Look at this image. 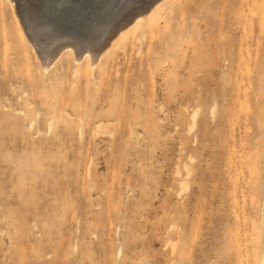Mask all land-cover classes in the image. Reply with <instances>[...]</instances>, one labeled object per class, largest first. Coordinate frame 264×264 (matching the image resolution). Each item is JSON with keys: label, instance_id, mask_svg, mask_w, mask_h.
Segmentation results:
<instances>
[{"label": "rangeland", "instance_id": "rangeland-1", "mask_svg": "<svg viewBox=\"0 0 264 264\" xmlns=\"http://www.w3.org/2000/svg\"><path fill=\"white\" fill-rule=\"evenodd\" d=\"M263 257L264 0H0V264Z\"/></svg>", "mask_w": 264, "mask_h": 264}, {"label": "bare ground", "instance_id": "bare-ground-1", "mask_svg": "<svg viewBox=\"0 0 264 264\" xmlns=\"http://www.w3.org/2000/svg\"><path fill=\"white\" fill-rule=\"evenodd\" d=\"M159 3V2H158ZM157 4V3H156ZM148 6V5H147ZM153 6V5H152ZM151 6V7H152ZM155 6V5H154ZM150 9V7H149ZM148 9V10H149ZM153 7L149 10V11H153ZM148 12V11H147ZM131 16V15H130ZM145 18V14L142 12V13H139L135 16L134 18V21H135V24L139 23L142 19ZM131 19V18H129ZM128 21V20H127ZM70 23V22H69ZM127 23V22H125ZM74 25V24H73ZM119 25V24H117ZM121 25V24H120ZM124 25V24H123ZM134 25V24H133ZM69 27V26H68ZM118 27V26H117ZM123 27V26H122ZM127 27H129V24L124 26L122 28V30H125L127 29ZM121 28V26H120ZM118 28V29H120ZM114 29V28H113ZM116 29V33L118 32ZM121 30V29H120ZM123 31H121L122 33ZM113 33H114V30H113ZM112 33V34H113ZM115 33V34H116ZM120 33V32H119ZM110 34V33H109ZM118 35V33H117ZM111 36H114V35H111ZM116 36V35H115ZM114 36V38H115ZM112 37H110V40H111ZM113 40V39H112ZM111 40V42H112ZM115 40V39H114ZM107 46L109 44H106ZM34 46L36 47L38 53H39V56H40V59H41V63H42V66L45 68V70H48L51 66H53L54 62L56 61V59L58 57H60L61 53L65 50V49H72L75 53V60L79 63L81 62L84 58L86 57H89L90 58V65H92V67H95L97 63H99L102 55H103V52L108 49L107 46H104L103 48H100V49H97V50H92L90 48L86 49V50H77L76 49V46L74 47L73 44H69V43H64V44H58V45H52L50 46L46 51H41V49L38 48V45L35 43ZM92 48V47H91ZM54 105H57L59 110L60 111H63L65 110V105L66 103H61V104H58V103H54ZM55 110V109H54ZM196 116V114H195ZM53 118V117H52ZM50 125H52V123L50 122ZM98 126V125H97ZM51 127V126H50ZM98 130V128H97ZM261 264H264V257H263V260L261 261Z\"/></svg>", "mask_w": 264, "mask_h": 264}]
</instances>
